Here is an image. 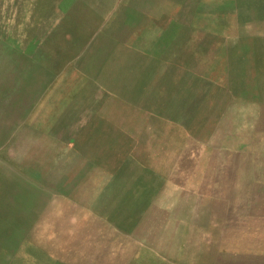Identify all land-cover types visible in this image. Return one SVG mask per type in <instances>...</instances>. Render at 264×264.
<instances>
[{
	"label": "rangeland",
	"instance_id": "obj_1",
	"mask_svg": "<svg viewBox=\"0 0 264 264\" xmlns=\"http://www.w3.org/2000/svg\"><path fill=\"white\" fill-rule=\"evenodd\" d=\"M0 264H264V0H0Z\"/></svg>",
	"mask_w": 264,
	"mask_h": 264
}]
</instances>
